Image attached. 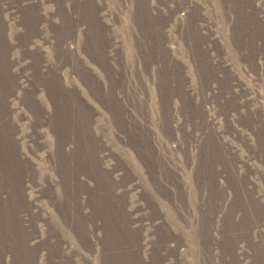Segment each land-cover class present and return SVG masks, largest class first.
Wrapping results in <instances>:
<instances>
[{
  "label": "rangeland",
  "instance_id": "obj_1",
  "mask_svg": "<svg viewBox=\"0 0 264 264\" xmlns=\"http://www.w3.org/2000/svg\"><path fill=\"white\" fill-rule=\"evenodd\" d=\"M0 264H264V0H0Z\"/></svg>",
  "mask_w": 264,
  "mask_h": 264
}]
</instances>
